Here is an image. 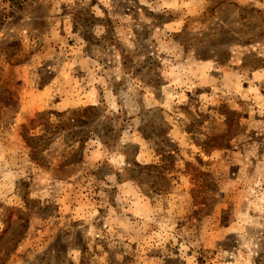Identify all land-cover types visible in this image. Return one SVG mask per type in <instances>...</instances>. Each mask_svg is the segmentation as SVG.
<instances>
[{
  "label": "rangeland",
  "instance_id": "1",
  "mask_svg": "<svg viewBox=\"0 0 264 264\" xmlns=\"http://www.w3.org/2000/svg\"><path fill=\"white\" fill-rule=\"evenodd\" d=\"M0 264H264V0H0Z\"/></svg>",
  "mask_w": 264,
  "mask_h": 264
},
{
  "label": "trees",
  "instance_id": "2",
  "mask_svg": "<svg viewBox=\"0 0 264 264\" xmlns=\"http://www.w3.org/2000/svg\"><path fill=\"white\" fill-rule=\"evenodd\" d=\"M93 107H85L83 109H77L75 110V114L77 116V119L78 121L81 120V117L80 115L83 114V113H89V111H92ZM168 155L164 158L166 160V165H162L161 168H158L159 165H146V168H157V169H161V171L158 172V175H161L163 174L164 170H169L170 168H172V160H173V153L171 151H165ZM154 187L156 186L157 188V185L154 183L153 185Z\"/></svg>",
  "mask_w": 264,
  "mask_h": 264
}]
</instances>
